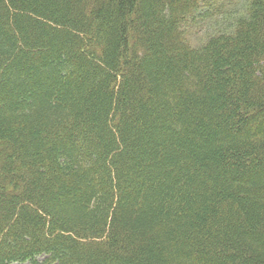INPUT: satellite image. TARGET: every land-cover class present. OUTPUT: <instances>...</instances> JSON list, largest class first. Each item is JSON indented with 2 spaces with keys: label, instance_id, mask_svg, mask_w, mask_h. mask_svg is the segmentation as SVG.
Returning a JSON list of instances; mask_svg holds the SVG:
<instances>
[{
  "label": "trees",
  "instance_id": "trees-1",
  "mask_svg": "<svg viewBox=\"0 0 264 264\" xmlns=\"http://www.w3.org/2000/svg\"><path fill=\"white\" fill-rule=\"evenodd\" d=\"M202 1L0 0V264H264V0Z\"/></svg>",
  "mask_w": 264,
  "mask_h": 264
},
{
  "label": "rangeland",
  "instance_id": "rangeland-1",
  "mask_svg": "<svg viewBox=\"0 0 264 264\" xmlns=\"http://www.w3.org/2000/svg\"><path fill=\"white\" fill-rule=\"evenodd\" d=\"M205 3L210 4L211 9L204 8ZM234 3L236 4L237 0ZM202 5L203 10L190 20V25L186 28L192 45L201 44L207 34L214 29L218 16L225 10L232 9L234 4L231 5V0H203Z\"/></svg>",
  "mask_w": 264,
  "mask_h": 264
}]
</instances>
